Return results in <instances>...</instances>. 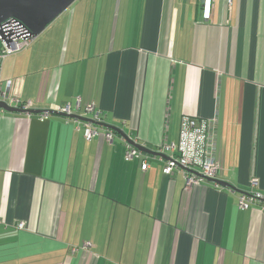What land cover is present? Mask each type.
<instances>
[{
  "label": "crops",
  "instance_id": "1",
  "mask_svg": "<svg viewBox=\"0 0 264 264\" xmlns=\"http://www.w3.org/2000/svg\"><path fill=\"white\" fill-rule=\"evenodd\" d=\"M67 16L0 59L8 94L88 118L93 102L163 154L125 160L109 127L87 140L83 119L0 109V264H264V212L235 189L255 176L264 192V0H213L209 19L201 0H79ZM184 114L207 119L234 189L163 172Z\"/></svg>",
  "mask_w": 264,
  "mask_h": 264
},
{
  "label": "built area",
  "instance_id": "2",
  "mask_svg": "<svg viewBox=\"0 0 264 264\" xmlns=\"http://www.w3.org/2000/svg\"><path fill=\"white\" fill-rule=\"evenodd\" d=\"M227 1L230 2V0ZM212 4L213 0H201L202 14L205 19L210 18ZM8 21L13 22L11 25H8ZM0 28L5 32V38L0 35V59L27 47L33 37L24 26H21L13 18H8L2 21ZM10 85L11 79L4 80L3 82L0 81V100H6L9 105L21 108L25 111L32 108L33 104L30 99H23L16 95L10 96L7 93ZM79 103L80 99L77 97L76 105H79ZM84 110L89 114L91 119V121H86L84 123V138L89 140L93 136L103 134L107 140L111 142L113 139L112 132L106 130L100 131L93 122H100L103 120L104 117L102 111L96 108L93 102L87 103L84 106ZM57 111L69 116V114H71L70 104L65 103L59 106ZM27 114L30 113L27 112ZM37 114H39L38 118L40 120H44L49 116V112L47 111L39 112ZM213 138L214 136L212 134L211 126L207 119L184 114L180 119L177 143H163L160 146L159 150L161 151H177L175 159L171 157V159H168L163 167V172L165 174H171L174 167L179 166L184 172L183 174L187 184L204 181L205 177H217L219 164L213 154ZM135 153L136 148L125 142V160L132 159ZM147 166L148 164L146 161H142L141 168L146 169ZM188 169H194L201 175L194 172L191 173ZM214 184L215 186H220L218 183ZM249 184L252 189L237 194L238 207L240 209H248L256 204L264 212V192L253 188L258 184V179L255 176H252L249 180ZM23 225V222H19L16 226L22 228Z\"/></svg>",
  "mask_w": 264,
  "mask_h": 264
},
{
  "label": "water",
  "instance_id": "3",
  "mask_svg": "<svg viewBox=\"0 0 264 264\" xmlns=\"http://www.w3.org/2000/svg\"><path fill=\"white\" fill-rule=\"evenodd\" d=\"M74 0H0V25L1 22L8 19H15L21 26H24L31 36L38 35L45 27L48 25L54 18H56L63 10H65L68 6H70ZM0 35L5 38V32L0 28ZM0 109L10 112H25L21 108H17L11 106L7 103L6 100H0ZM56 112L57 110L52 109H40V108H29L28 113H38V112ZM57 113H61L58 112ZM63 114V113H61ZM73 117H77L83 119L85 121H91L88 117H83L75 114H69ZM97 125H103L105 127H109L121 135H123L124 141L135 147L137 150H141L147 153H157L163 154L160 152H156L151 148L140 144L135 141V139L130 138L121 128L108 124L105 122L93 121ZM167 159H171L169 156H166ZM191 172L197 173L201 175L194 169H188ZM206 180L211 182L218 183L220 185H225L227 187L233 188L234 186L228 182L222 181L217 177H205ZM234 189V188H233ZM238 193L245 192L243 190H239L235 188Z\"/></svg>",
  "mask_w": 264,
  "mask_h": 264
},
{
  "label": "rangeland",
  "instance_id": "4",
  "mask_svg": "<svg viewBox=\"0 0 264 264\" xmlns=\"http://www.w3.org/2000/svg\"><path fill=\"white\" fill-rule=\"evenodd\" d=\"M78 2H79V0H74V2H73L70 6H68L67 8L70 9L72 6L74 7ZM67 8H66L65 10H63V11L58 15V17H59V16L64 12V13L59 17L60 19H58V20L63 21V22H64V25H66V24H67V21H68V16L66 17V12L68 11ZM65 11H66V12H65ZM53 23H54V22H50V23L48 24V26L46 25V26H47L46 30H48L49 28H51V26H52ZM78 27H79V24H78L77 22H75V24L73 25V28L76 29V28H78ZM80 29H81V31H84V29H85L82 23L80 24ZM43 31H44V29H43L40 33H42ZM40 33H39V34H40ZM42 34H43V33H42ZM42 34H41V35H42ZM32 39H33V37H32ZM99 264H101V263L99 262Z\"/></svg>",
  "mask_w": 264,
  "mask_h": 264
},
{
  "label": "bare ground",
  "instance_id": "5",
  "mask_svg": "<svg viewBox=\"0 0 264 264\" xmlns=\"http://www.w3.org/2000/svg\"><path fill=\"white\" fill-rule=\"evenodd\" d=\"M13 21H8V25H11ZM7 93H8V90H7ZM25 111V110H24ZM25 113L27 114V111H25Z\"/></svg>",
  "mask_w": 264,
  "mask_h": 264
}]
</instances>
